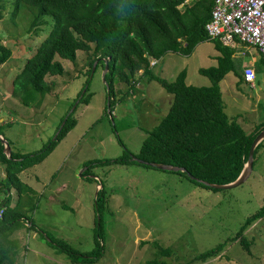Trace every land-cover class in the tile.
I'll return each mask as SVG.
<instances>
[{
    "label": "rangeland",
    "instance_id": "obj_1",
    "mask_svg": "<svg viewBox=\"0 0 264 264\" xmlns=\"http://www.w3.org/2000/svg\"><path fill=\"white\" fill-rule=\"evenodd\" d=\"M2 4L0 41L12 54L0 65V134L12 152L34 156L67 120L76 119L55 150L17 173V181L10 180L5 188L6 168L0 162V201L7 198L10 206L4 221L13 225L0 241L14 245L15 264H71L62 250L65 245L88 257L96 249V230L101 256L77 264H264V217L243 231V244L231 240L264 206V142L249 177L229 188L203 185L185 172L134 161L132 155L166 114L172 95L139 70L130 82L113 78V103L105 107L110 80L103 79L105 67L99 60L89 67L99 57L93 43L89 50L78 49L75 61L55 54L53 61L64 72L44 75L47 90L41 95L43 83L42 89L24 95L23 103L13 90L14 78L53 22L46 13L34 24L37 8L24 4L13 18V0ZM241 43L228 45L237 49L236 72L224 75L219 87L225 113L251 133L264 122V75L257 72L256 87L240 80L238 73L253 57L248 49L260 53ZM219 56L214 42L206 40L188 55L169 51L159 59L150 56L149 67L167 81L184 70L188 84L211 85L199 69L216 66ZM23 79L19 75L15 85ZM39 96L44 98L35 104ZM128 155L132 162H110ZM20 161L14 158L10 164ZM218 245L223 247L221 256L199 258Z\"/></svg>",
    "mask_w": 264,
    "mask_h": 264
},
{
    "label": "trees",
    "instance_id": "obj_2",
    "mask_svg": "<svg viewBox=\"0 0 264 264\" xmlns=\"http://www.w3.org/2000/svg\"><path fill=\"white\" fill-rule=\"evenodd\" d=\"M3 1L0 0V7ZM184 1L13 0V18L24 4L37 8L34 24L40 14L46 13L50 14L53 22L47 36L37 45L34 54L16 74L13 81L14 92L24 103V95L30 96L38 89H42L44 83L42 95L49 86L43 78L44 75L64 72V67L59 62L53 61L55 54L75 61L77 50H89L90 43H93L94 51L99 53V57L93 58L89 67L95 60H99L104 66V58H108V72L104 79L108 77L110 80L107 81L109 99L107 98L105 107L110 108L113 103V100H110L114 89L113 78L130 82L139 70H142V75H147V80L157 81L172 95L168 111L153 129L146 132L138 153L132 156L146 162L184 167L185 170L179 171L186 174L189 172L210 182L225 183L234 180L244 163H247L251 145L257 135L264 130V122L249 133L225 113L219 82L229 71L236 72L237 60L233 56L236 48L208 37L206 24L210 19L214 0H192L191 3H185L184 8L181 9L179 5ZM206 40L213 41L215 48L221 52L216 66L199 69L200 73L210 78L211 85L187 84L184 70L173 81H167L151 73L149 67L151 57L159 59L169 51L188 55L195 44ZM11 54L10 49L0 41V65L9 59ZM262 62L264 64V57ZM124 69H127V72ZM19 75H23L24 79L15 85ZM238 75L240 80L244 81L243 73ZM24 82L27 83L25 89ZM43 98L44 96H39L34 103H41ZM81 99L86 98L82 95ZM75 124L76 119L70 122L67 120L58 136L54 140L49 139L34 156L29 153L21 155L11 152V157H8L4 141L0 139V162L6 168L4 178L6 183L3 188L10 180L17 181V173L42 161L67 136ZM2 125L3 122H0V127ZM263 142L264 139L255 149L254 164L257 150ZM14 158L21 160L20 163L11 165L10 161H14ZM130 158L131 156L128 155L111 159L110 162L126 164L132 162ZM99 190H102L101 187ZM97 199L98 195L96 201ZM0 207L5 208L3 218L0 219L4 222L0 223L1 235L13 225L4 221L10 208L7 198L0 201ZM262 217H264V206L249 218L248 225L243 226L231 240L241 242L244 237L243 231ZM26 221L30 222L28 226L32 225L31 221ZM99 233V230L95 231L96 249L88 257L84 256V253L74 251L68 245L62 248L72 259L71 264H77L79 261L94 262L101 256ZM47 242L53 246L58 245L54 244L52 239H48ZM222 250L223 247L218 245L198 256L201 260H205L217 257ZM0 264H15V248L8 240L5 243L0 241Z\"/></svg>",
    "mask_w": 264,
    "mask_h": 264
},
{
    "label": "built area",
    "instance_id": "obj_3",
    "mask_svg": "<svg viewBox=\"0 0 264 264\" xmlns=\"http://www.w3.org/2000/svg\"><path fill=\"white\" fill-rule=\"evenodd\" d=\"M206 30L210 39L226 45L240 41L264 57V0H214ZM242 73L244 81L256 87V68L245 66ZM4 210L0 207V219Z\"/></svg>",
    "mask_w": 264,
    "mask_h": 264
},
{
    "label": "water",
    "instance_id": "obj_4",
    "mask_svg": "<svg viewBox=\"0 0 264 264\" xmlns=\"http://www.w3.org/2000/svg\"><path fill=\"white\" fill-rule=\"evenodd\" d=\"M95 65H96V62L94 63V68L92 69V72L94 71L95 69ZM104 67H105V71L103 73V79H104V76H105V73L108 69V64H107V60H104ZM105 80V79H104ZM0 139H2L4 141V144H5V152L7 154L8 157H11V146L9 144L8 141H6L4 139V137L0 134ZM264 139V130L261 131L257 137L254 139L252 145H251V148H250V151H249V158H248V161L247 163H244L240 173L237 175V177L232 180V181H229V182H225V183H218V182H210L208 180H205V179H201V178H198L196 176H194L193 174L187 172V174L189 176H191L192 178L198 180V181H201L202 183L204 184H207V185H211L213 187H218V188H229V187H233V186H236L240 183H242L245 179H247L249 177V175L251 174L252 170H253V167H254V155H255V149L257 148V146L259 145V143ZM134 158L135 160L134 161H138V160H141L139 159L138 157H132ZM143 163H145L146 165L148 166H153L155 168H164V169H173V170H185L184 167H178V166H174V165H171V164H163V163H155V162H146L144 160H141ZM98 191V189L96 190Z\"/></svg>",
    "mask_w": 264,
    "mask_h": 264
},
{
    "label": "crops",
    "instance_id": "obj_5",
    "mask_svg": "<svg viewBox=\"0 0 264 264\" xmlns=\"http://www.w3.org/2000/svg\"><path fill=\"white\" fill-rule=\"evenodd\" d=\"M242 44V43H241ZM233 46V45H232ZM234 48H236L235 47V45L233 46ZM249 50V53H252L253 55V57H252V59H251V62H250V64L249 65H254V67L256 68V71L258 72V73H260L261 74V76L262 75H264V64H263V62H262V58H263V56L261 55V53H256L255 51H254V49H252V48H249L248 49ZM235 53H237V49L235 50ZM234 53V55L236 56V54ZM243 72V71H242ZM187 83V82H186ZM188 84V83H187ZM3 121L5 120V119H2ZM2 122V121H1ZM65 138H63L62 140H64ZM61 140V141H62ZM60 145V143L58 144V145H56L55 146V148L56 147H58ZM55 148L53 149V150H55ZM52 150V151H53ZM51 151V152H52ZM221 254H223V252L221 253ZM221 254L220 255H218V256H221Z\"/></svg>",
    "mask_w": 264,
    "mask_h": 264
}]
</instances>
